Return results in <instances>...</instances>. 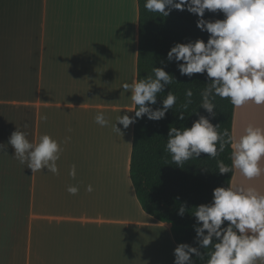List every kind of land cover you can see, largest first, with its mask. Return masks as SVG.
I'll return each instance as SVG.
<instances>
[{"label":"crops","instance_id":"0c3cea01","mask_svg":"<svg viewBox=\"0 0 264 264\" xmlns=\"http://www.w3.org/2000/svg\"><path fill=\"white\" fill-rule=\"evenodd\" d=\"M138 14L137 0H0V264H174L171 224L143 210L130 177L134 122H117L135 112L122 85L137 80ZM250 123L264 128V105L235 108L233 135ZM17 127L60 143L58 174L14 157ZM231 184L264 194V171Z\"/></svg>","mask_w":264,"mask_h":264},{"label":"clouds","instance_id":"9594fccd","mask_svg":"<svg viewBox=\"0 0 264 264\" xmlns=\"http://www.w3.org/2000/svg\"><path fill=\"white\" fill-rule=\"evenodd\" d=\"M144 7L165 17L173 9H187L198 15L197 27L210 34L207 42L197 39L176 43L167 54L168 61L178 63L180 75L207 74L210 83L200 93V107L215 115L216 106L212 101L216 96L228 99L234 108L248 102L264 105V0H146ZM206 10L223 12L224 18L206 20ZM174 81L175 78L163 67H153L146 78L124 83L123 90H131V99L138 107L134 117L120 115L117 122L127 129L136 118L145 114L150 120L164 118L177 101L172 91L163 99L162 107L153 110L150 105L156 104L157 94ZM192 96V89H187L183 109L192 103ZM41 118L47 119L46 116ZM179 118H184L183 111H180ZM95 121L101 126L108 125L103 112L97 113ZM117 122L113 130L121 133ZM8 143L15 149L14 157L21 164L27 163L33 173L47 168L48 172L58 174L57 161L62 149L50 135H41L38 141L30 142L17 127ZM227 144L232 148L231 166L218 160L217 168L221 174L239 170L249 180L261 175L264 171L260 166L264 159V128L251 123L237 137L227 128L219 131V125H213L208 117L200 115L191 127H171L165 150L171 155L172 162L182 167L201 153L216 158ZM0 151H5L4 144H0ZM69 175L75 178V165ZM87 190L91 192L92 186L89 185ZM67 191L75 195L79 189L70 185ZM193 209L198 247L180 243L174 249V264H194L193 254L205 264H256L258 260L264 261V194L255 187L231 183L227 187H216L212 202ZM185 211L186 208L181 206L178 214L183 216ZM225 222H228L227 226H223ZM201 248L208 250L206 259Z\"/></svg>","mask_w":264,"mask_h":264},{"label":"trees","instance_id":"16d2710c","mask_svg":"<svg viewBox=\"0 0 264 264\" xmlns=\"http://www.w3.org/2000/svg\"><path fill=\"white\" fill-rule=\"evenodd\" d=\"M138 2V55L137 80L146 78L152 73L153 67H163L175 80L172 85H166L163 92L157 94V102L150 105L153 110L162 107L163 99L169 91L177 97L173 109H169L160 120H150L145 114L134 121L133 143L130 161V177L136 195L145 212L157 220L171 224L172 233L178 243H188L198 247L195 231L196 218L193 208L212 202L213 190L216 187L230 185L233 172L221 174L217 161L222 160L231 166L230 144L216 158L201 153L181 167L171 160V155L165 150L168 133L171 127H191L193 122L204 115L213 125H219V131L225 128L233 135L235 108L228 99L216 96L212 101L216 108L215 115L200 107V93L210 81L206 73H196L191 77L180 75L178 63L168 61L167 54L176 43H188L197 39L205 42L210 34L197 27L198 15L187 9H173L168 16L149 12L145 7L146 0ZM223 12L206 10L204 19H223ZM182 63V61H181ZM191 88L192 103L183 109L185 92ZM138 106L135 105V109ZM180 111L184 118L180 119ZM135 116V112H134ZM181 206L186 208L183 216L179 215ZM228 222H225L227 226ZM214 242L215 238H214ZM206 259L207 249H200ZM194 264H205L204 260L192 255Z\"/></svg>","mask_w":264,"mask_h":264}]
</instances>
